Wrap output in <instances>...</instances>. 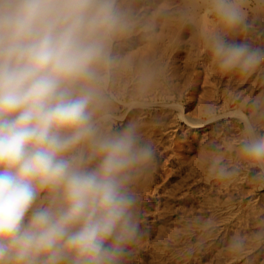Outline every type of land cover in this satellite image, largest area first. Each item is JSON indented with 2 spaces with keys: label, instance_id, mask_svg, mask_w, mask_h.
<instances>
[{
  "label": "clouds",
  "instance_id": "9594fccd",
  "mask_svg": "<svg viewBox=\"0 0 264 264\" xmlns=\"http://www.w3.org/2000/svg\"><path fill=\"white\" fill-rule=\"evenodd\" d=\"M228 29L236 0H212ZM126 28L117 0H0V264H120L138 234L134 175L153 161L135 125L102 128V86ZM225 72L264 53L213 37ZM242 156L264 170V135Z\"/></svg>",
  "mask_w": 264,
  "mask_h": 264
},
{
  "label": "rangeland",
  "instance_id": "374dc122",
  "mask_svg": "<svg viewBox=\"0 0 264 264\" xmlns=\"http://www.w3.org/2000/svg\"><path fill=\"white\" fill-rule=\"evenodd\" d=\"M236 2L243 14V20L239 26L232 30L222 24L213 8L212 0H117V6L123 14L126 28L111 45L109 55L112 63L107 72V79L102 86V99L107 100L109 97L108 85L114 80L116 82L117 77L121 75L123 77L124 73L126 75L131 68L142 67L143 69L144 65L149 71L150 80L158 78L159 81L166 84L171 81L168 86L170 88L174 86L173 90L181 91L184 95L193 85L195 79L196 99L186 109V112L193 113L197 107V99L206 96L203 98L204 100L209 96V100L206 101H210L214 98L213 94L216 95L217 101L224 96L227 97L226 92L229 91L227 86L231 84L229 79L232 80L230 88H233L229 93L235 94L236 92L235 96L237 95L236 100H238L236 102L238 105L235 103L236 107L234 104L230 106L232 109L240 108L239 111L245 115L248 125L254 129L256 135H264V108L261 109L264 107V60L260 61L259 66L257 65L247 72L237 68L224 72L222 75L214 73L215 76L218 75L215 77L216 80L221 82L213 88L209 87V84H214L215 78H211L214 80L213 82L205 84V72L201 68L191 71V61L187 58L191 47L189 45L191 35H189L190 31H185V26L193 25L194 32L197 30L196 41L191 43L195 46L192 45L194 48H191L195 50L198 47L197 38L199 37L197 36L201 35L198 34L201 25L197 17L204 13L208 15L209 29L212 28L213 31L214 26L210 27V25H215L214 28L218 32L223 29L222 31L227 34V40L229 38V44H234L233 39L237 37V40L243 39L246 46H249L248 43H253L254 46L258 45L256 47L259 48V52L264 53V0H236ZM166 14L168 18L174 16L172 19L170 17V20L164 21L167 19V17L164 18ZM134 21L138 23L132 24ZM219 22H221V26ZM216 29L213 33L216 32ZM181 35L182 37H180ZM178 44L180 45L177 47ZM178 48L179 52L176 54ZM192 74H198V79L195 78L196 76L193 78ZM231 77L237 80L240 78V82L236 85L235 82L238 81L234 80V82ZM233 94L230 97L235 98ZM171 105L172 102L162 104L159 101L143 110L139 108L133 110L152 115L157 113L154 117L162 121H167L170 117L180 120L176 115V109ZM109 106L111 107L110 104ZM163 108L169 111L163 112ZM125 110L123 106L116 109L111 107L109 113L112 114V131L121 130L129 123H133L131 119L134 120L135 113L130 112L131 115L128 114V109L126 112ZM164 113H169V117L167 115L168 118H165ZM238 115L239 113L236 118L233 113H227L221 119L210 122L206 120L207 125L202 126V129L198 127L195 130L180 121L178 131L171 134V141H173L171 147L177 153L178 160L175 158L174 161L168 162L167 158L172 156V152H168L171 156L167 154L161 158L160 156L156 157L157 154H155L152 163L134 175L130 187L137 199L135 215L139 228L137 239L126 248L120 264H264V170L251 164L240 154L241 143L247 138L245 135L247 120L243 117L244 121L241 118L242 115H239L241 118L239 119ZM172 131L173 129H170V132ZM200 132L206 134L205 137L209 141L200 139ZM163 135L164 140L170 141L169 132L163 133ZM223 140L226 142L223 143ZM201 143L206 146H202ZM150 144L152 143L150 142ZM202 147L208 149L204 148L205 150H203ZM237 156L239 157L237 158ZM233 182L235 184L232 185ZM145 187L148 190L145 191ZM156 187L160 189L166 187L167 191L172 190V195L175 197L165 192V195L160 194ZM188 195L189 197H186ZM161 210L162 212H160ZM164 210L168 214V218L165 217V219L168 220L162 219L167 215L163 214ZM156 214L162 217H157ZM152 219L154 222H151Z\"/></svg>",
  "mask_w": 264,
  "mask_h": 264
},
{
  "label": "bare ground",
  "instance_id": "6f19581e",
  "mask_svg": "<svg viewBox=\"0 0 264 264\" xmlns=\"http://www.w3.org/2000/svg\"><path fill=\"white\" fill-rule=\"evenodd\" d=\"M192 1V0H191ZM169 2V1H168ZM190 3V2H189ZM192 3V2H191ZM196 3V2H195ZM133 4H135V3H133ZM197 4V3H196ZM184 5V4H183ZM195 5V4H194ZM199 5V4H198ZM198 5H197V7H198ZM134 6V5H133ZM192 6H193V4H192ZM191 6V7H192ZM204 6V5H203ZM194 7V6H193ZM172 9V8H171ZM207 10V9H206ZM167 13H169L170 14V12H167ZM186 13V12H185ZM199 13V12H198ZM163 14V13H162ZM168 14V15H169ZM200 14H201V12H200ZM171 15H173V14H171ZM182 15H183V13H182ZM185 15V14H184ZM198 15V14H197ZM164 16V15H163ZM174 16V15H173ZM172 16V17H173ZM187 16H189V15H187ZM165 17H167V14H166V16H164V18ZM171 17V16H170ZM169 17V18H170ZM172 17L170 18V19H172ZM161 18V17H160ZM163 18V19H164ZM168 17H167V19H164V21H166V20H168L169 19ZM191 19H192V17H190ZM198 18V22L200 23V33H198V34H201L200 36H197V37H199V38H197V42L199 43V45H198V43H197V46L198 47H196L195 48V50L194 49H192L191 47H193L194 46V44H191V43H193L194 42V40L196 39V36H195V33H197V30H196V32H194V26L193 25H188V26H185V31H187L188 30V32L190 33H188L189 35H191V37H190V44L189 45H191V47H190V50H189V52H188V56H187V58L188 59H190V61H191V64H190V68H191V71H195V69L196 68H201L202 70H203V72H205L204 74H206V77H204V80H205V84L207 83V84H209L211 81L213 82L214 80H212L211 78H215V77H217L219 74L220 75H222V74H224V72L225 71H223V70H221L220 68H219V65H218V62L213 58V56H212V53H211V50H210V42H211V39L213 38V37H215V38H219V39H222V40H224L226 43H229V38H228V40H227V34L226 33H224V31H222L221 29V31L220 32H218L217 31V29L216 28H214V27H216L215 25H210V27H213V31H214V29H216L215 31L216 32H214L213 33V31H212V28H210L209 29V19H208V15H207V13H204V14H202V15H200L199 17H197ZM134 19V18H133ZM169 19V20H170ZM191 19H190V21H191ZM216 19V18H215ZM211 20V19H210ZM154 21L156 22V18L154 19ZM216 21V20H215ZM184 22V21H183ZM222 22V21H221ZM221 22H219V24L221 23ZM134 23H138V22H136V21H134L132 24H134ZM170 23H171V21H170ZM177 23V22H176ZM179 23V22H178ZM196 23V22H195ZM213 23V22H212ZM173 24V23H172ZM191 24H193V23H191ZM215 24V23H214ZM223 24V23H222ZM135 25V24H134ZM133 25V26H134ZM162 25V24H161ZM165 25V24H164ZM163 26V25H162ZM167 26V25H166ZM180 26V25H179ZM183 26V25H182ZM182 26H180V27H182ZM196 26V25H195ZM220 26H221V24H220ZM178 27V26H177ZM179 27V28H180ZM223 27V26H222ZM222 27H219V28H222ZM226 27V26H225ZM198 28H199V26H198ZM196 29H197V26H196ZM235 29V28H234ZM233 30V29H232ZM184 31V32H185ZM199 31V30H198ZM260 32V31H259ZM181 34H183L182 32H180ZM228 33H230V32H228ZM171 34V33H170ZM186 34V33H185ZM165 35V34H164ZM187 35V34H186ZM231 35V34H230ZM239 35V34H238ZM242 36H243V34H241ZM160 36V35H159ZM235 36H237V34H235ZM174 37V36H173ZM180 37H182V35L180 36ZM189 37V36H188ZM232 37V36H231ZM239 37V36H238ZM244 37V36H243ZM179 38V37H178ZM242 38V37H241ZM181 39V38H180ZM246 39H248V38H246ZM182 40V39H181ZM199 40V41H198ZM232 40V39H231ZM234 44L235 45H241V44H243V45H245L244 44V41H243V39L240 41V40H237V37H234ZM261 40V39H260ZM175 41V40H174ZM179 41V40H178ZM196 41V40H195ZM183 42H184V40H183ZM183 42H181V43H183ZM166 43H167V41H166ZM172 43V42H171ZM180 43V42H179ZM180 43V44H181ZM186 43H187V41H186ZM195 43V42H194ZM246 43V42H245ZM256 43V42H255ZM258 43H260V42H258ZM177 44V43H176ZM180 44H178L177 45V47L180 45ZM249 44V46H247L250 50H252V51H258L259 52V48H257L258 47V45H256V46H254V44L252 43V44H250V43H248ZM262 44V43H261ZM193 45V46H192ZM174 47H176V46H174ZM173 47V48H174ZM195 47V46H194ZM193 47V48H194ZM175 50V49H174ZM144 52V51H143ZM178 52H179V48H178V50H176V54H178ZM261 52V51H260ZM170 53V52H169ZM150 57V56H149ZM174 59H176V58H174ZM145 61V60H144ZM185 63V62H184ZM141 64V63H140ZM151 64V63H150ZM260 64V63H259ZM142 65V64H141ZM185 65V64H184ZM188 65V64H187ZM138 66V65H137ZM257 66V65H256ZM259 66V65H258ZM261 66V65H260ZM143 69H142V67L141 68H131V69H129V71H128V73H126V75H125V73H124V75H123V77H121L122 75H121V73H120V77H117L118 79H116L117 81L116 82H114L113 80V82L111 83V84H109L108 85V88H107V92L109 93V97H107V100H104V99H102L101 100V109H100V111L98 112V118H99V120H100V123H101V125H102V128L103 129H105V130H109V131H112L113 130V124H112V118H111V115L112 114H110L109 113V111H110V109H111V107H113V109L115 108H118L119 106H123L126 110L128 109V114L131 112H134L133 114H134V120L133 119H131L132 120V122L134 123H131V124H133V125H135L136 126V128H137V131H138V134H139V136H140V138H141V140L142 141H144V142H147V143H152L151 145H152V147H153V150H154V155L155 154H157V156L156 157H158V156H160V158H161V156H164V155H167V154H169L168 152H172L171 153V155L169 154V156H171L170 158H172V159H170V158H167V157H169V156H167L166 158L168 159V162H172L171 160H175V158H177L176 156V154L177 153H175L174 152V149H172V145H171V143H173V141H171L172 140V136H171V134H173L174 133V131H178V124H179V122L181 121L182 123H184L185 125H188V126H190V127H192L194 130L196 129V128H201L202 126H204V125H207L206 123H207V121L206 120H208V122H210V121H215V120H217V119H221V118H223L224 117V115H227V113H233L234 115H235V117H236V115L239 113V115L242 113V111H239L240 110V108H236V109H232V107L230 106L231 104L233 105L234 104V107H236L235 105L237 104L236 102L238 101V100H236V96H235V94H236V92H235V94H233V92L231 93H229V91L230 90H232L231 88H230V85L232 84V80H229L228 79V81H231V82H229V83H231L230 85L228 84V86L227 87H229L228 89H229V91H227L226 92V94H227V97L226 96H224L221 100H219V101H217V98L214 96V94L212 95L214 98H212L210 101H206L208 98H209V96H207L208 98L207 99H204L203 100V98L204 97H206V96H202L203 98H200V99H197V107L195 108V110H194V112L193 113H188V112H186V109L189 107V106H191L192 105V103L194 102V100L196 99V87H195V85H196V83H195V79H194V82H193V85L189 88V90L186 92V94L184 95L181 91L179 92V91H175V89L173 90L172 88L174 87H172V88H170L169 86H168V84L170 83L171 84V81L168 83V84H166L165 82H162V81H159L158 80V78H156L157 80H153V79H155V78H152V80H150L151 79V77L149 76V71H148V69L143 65ZM147 69V71H146V69ZM188 68V67H187ZM173 70V69H172ZM191 71H190V73H191ZM240 71V70H239ZM253 71V70H252ZM178 73V72H177ZM193 73H197V72H193ZM216 73H218V75L217 76H215V74ZM227 74V73H226ZM230 74V73H229ZM153 75V74H152ZM151 75V76H152ZM193 75V74H192ZM198 75V74H197ZM197 75L195 74V75H193V78L195 77V78H197L198 79V77H197ZM118 76H119V74H118ZM168 76V75H167ZM114 77V76H113ZM150 77V78H149ZM240 77V76H239ZM115 78V77H114ZM167 78V77H166ZM172 78V77H171ZM174 78V77H173ZM192 78V77H191ZM230 78V77H229ZM232 78V77H231ZM241 78V77H240ZM240 78H238V80L237 79H233V81L235 80H237L238 82H235V84L237 85V83H239L240 82ZM106 79H107V77H106ZM169 79V78H168ZM220 79V78H219ZM171 80V79H170ZM190 80H192V79H190ZM165 81V80H164ZM193 81V80H192ZM253 81V80H252ZM107 82V81H106ZM173 82V81H172ZM219 82H221L220 80H216V78H215V83L214 84H209V87L211 86V87H213V88H215L214 86H216L217 84H219ZM174 83V82H173ZM172 83V84H173ZM253 83V82H252ZM114 84V85H113ZM192 84V83H191ZM202 84H203V82H202ZM222 84V83H221ZM174 85V84H173ZM234 86V85H233ZM226 87V88H227ZM240 87H241V85H240ZM223 88V87H222ZM211 89V88H210ZM227 89V90H228ZM241 89V88H240ZM177 90V89H176ZM205 90V89H204ZM208 90V89H207ZM225 90V89H224ZM210 91V90H209ZM212 91V90H211ZM222 91H223V89H222ZM214 92V91H213ZM216 92H218L217 90H216ZM224 92V91H223ZM202 93H203V91H202ZM209 93V92H208ZM219 93V92H218ZM228 93H229V95H228ZM242 93V92H241ZM226 94H224V95H226ZM232 94H233V97L235 96V98H232V97H230V96H232ZM219 95V94H218ZM222 96H223V94H222ZM221 96V97H222ZM242 96V95H241ZM104 97V96H103ZM243 97V96H242ZM211 98V97H210ZM244 98V97H243ZM106 99V98H105ZM218 99H220V98H218ZM247 99V98H246ZM209 100V99H208ZM162 102V104H169V103H171L172 102V107H174L175 109H176V115H178L177 117H179L180 118V120H178V119H175V117H174V119L172 118V117H170L167 121H162L161 119H156L154 116H156V114H154V115H152V114H149V113H144V112H142V111H137V112H135V110H133V109H136V108H139V109H141V110H143V109H145V108H148L151 104H154V102ZM242 101V100H241ZM236 103V104H235ZM109 104L111 105V107L109 106ZM238 105V104H237ZM165 107V106H164ZM121 108V107H120ZM167 108V107H166ZM166 108L163 110V112H165V111H167L166 110ZM262 108H264V107H261V109ZM126 110H125V112H126ZM119 111V110H118ZM169 111V110H168ZM167 111V112H168ZM171 113H175V112H172V111H170ZM259 112H260V109H259ZM261 112H262V110H261ZM130 113V114H131ZM170 113V114H171ZM220 114V116H219V114ZM236 113V114H235ZM169 114V113H168ZM168 114H165L164 113V117L165 118H168L169 117V115ZM243 114V113H242ZM241 114V115H242ZM124 115V114H123ZM132 115V114H131ZM167 115H168V117H167ZM171 115H173V114H171ZM238 115V117H239V119H244V118H246L245 117V115L243 114L242 116H241V118H240V116ZM159 116V115H158ZM122 117V116H121ZM160 117V116H159ZM244 117V118H243ZM237 118V117H236ZM238 119V120H239ZM169 120H171V121H169ZM246 120H247V118H246ZM106 121V122H105ZM244 121H245V119H244ZM130 122V121H129ZM176 122H177V124H176ZM248 120L245 122V125H248ZM174 123V124H173ZM221 123V122H220ZM225 123H227V122H225ZM129 125H130V123H129ZM216 125H217V122H216ZM219 125V124H218ZM226 125V124H225ZM235 125V124H234ZM239 124L237 123V126H238ZM172 127H174V128H172ZM183 127V126H182ZM190 127H189V129H190ZM170 129H173V131L172 132H170ZM181 129V128H180ZM202 129V128H201ZM219 129V128H218ZM217 129V130H218ZM199 131V130H198ZM201 131V130H200ZM203 131V130H202ZM219 131V130H218ZM237 131V130H236ZM169 132V134H170V138L171 139H169L170 141H166V140H164V135H163V133L165 134V133H168ZM217 132V131H216ZM222 132V131H221ZM160 133H162V135H160L159 136V134ZM214 133V132H213ZM200 134H201V132H200ZM209 134V133H208ZM198 135H199V133H198ZM206 135V134H205ZM205 135L204 134H201V137H200V139H205V140H207L208 138H206L205 137ZM217 135V134H216ZM216 135H215V137H216ZM221 135V134H220ZM159 136V137H158ZM222 136V135H221ZM207 137H209V136H207ZM223 137H224V134H223ZM222 137V138H223ZM220 138V137H219ZM227 138V137H226ZM204 141V140H203ZM202 141V142H203ZM208 141H209V139H208ZM207 141V142H208ZM228 141V140H227ZM206 142V143H207ZM224 142H226V141H224L223 140V143ZM215 143V142H214ZM212 144H213V141H212ZM201 145H202V143H201ZM211 145V144H210ZM202 146H206V145H202ZM208 146V145H207ZM230 146V145H229ZM203 148V150H205L206 148L205 147H202ZM205 148V149H204ZM208 149V148H207ZM236 149V148H235ZM239 154V153H238ZM241 154V153H240ZM240 154H239V156H240ZM154 156V157H155ZM239 156H237V158L239 157ZM153 157V158H154ZM165 157V156H164ZM243 158V157H242ZM245 159V158H244ZM176 160H178V158L176 159ZM187 163V162H186ZM202 163V162H201ZM192 165V164H191ZM155 166V165H154ZM156 167V166H155ZM155 167H153V168H155ZM180 167H181V165H180ZM194 168V167H193ZM156 169V168H155ZM154 169V170H155ZM189 169V168H188ZM232 173V172H231ZM144 175V174H143ZM227 175V174H226ZM201 176H203V175H201ZM207 179V178H206ZM225 180H226V178H224ZM135 180V179H134ZM148 180V179H147ZM204 180V179H203ZM146 181V180H145ZM144 181V182H145ZM229 181H230V179H229ZM149 182V181H148ZM146 183V182H145ZM223 183H224V181H223ZM255 183V182H254ZM225 184H227V183H225ZM233 184H235L234 182L232 183V185ZM168 185V184H167ZM224 185V184H223ZM149 186V185H148ZM169 186V185H168ZM226 186V185H225ZM235 186V185H234ZM227 187V186H226ZM146 188V187H145ZM156 189H158L159 190V192H160V194L162 193V194H164V192L166 193V194H171L172 195V190H168L167 191V188L166 187H164L163 189L161 188H157L156 187ZM146 190H148L147 188L145 189V191ZM154 190V189H153ZM158 192V191H157ZM175 192V191H174ZM140 193V192H139ZM143 193V192H142ZM146 193V192H145ZM184 193V192H183ZM229 193V192H228ZM158 194V193H157ZM165 195V194H164ZM176 195V194H175ZM227 195V194H226ZM145 196V195H144ZM150 196V195H149ZM157 196V195H156ZM160 196V195H159ZM170 196V195H169ZM173 197H175L174 195H172ZM171 196V197H172ZM228 196L230 197V195L228 194ZM227 196V197H228ZM166 197H168V196H166ZM186 197H189V195L188 196H186ZM186 197H184V198H186ZM229 197H228V199H229ZM142 198V197H141ZM169 200V199H168ZM173 200V199H172ZM213 201V200H212ZM211 201V202H212ZM167 202H169V201H167ZM163 203V202H162ZM164 203H166L165 201H164ZM214 203V202H213ZM220 203V202H219ZM218 203V204H219ZM216 204V203H215ZM214 204V205H215ZM145 206V205H144ZM225 206V205H224ZM157 207V206H156ZM213 209V208H212ZM222 209V208H221ZM221 209H219V210H221ZM147 210V209H146ZM215 210V209H214ZM155 211V210H154ZM222 211V210H221ZM160 212H162V210L160 211ZM164 213V215L165 214H167V213H165V210L163 211ZM215 213V212H214ZM251 213H252V210H251ZM257 213V212H256ZM160 214V213H159ZM159 214L157 215L156 214V216L157 217H162V216H159ZM231 214V213H230ZM168 216V214L167 215H165V216H163V218L162 219H165V217H167ZM153 217V216H152ZM210 217V216H209ZM168 218V217H167ZM162 219H160L161 220V222H162ZM254 219V218H253ZM165 220H168V219H165ZM155 221H156V219H155ZM151 222H154V220L152 219L151 220ZM158 222V221H157ZM156 222V223H157ZM163 222H165L164 220H163ZM166 223V222H165ZM165 223H163V224H165ZM152 224H154L155 225V223H152ZM162 224V223H161ZM159 235V234H158ZM138 261V260H137Z\"/></svg>",
  "mask_w": 264,
  "mask_h": 264
}]
</instances>
